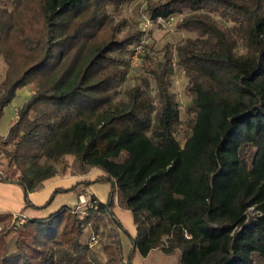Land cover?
Returning <instances> with one entry per match:
<instances>
[{
  "label": "trees",
  "instance_id": "16d2710c",
  "mask_svg": "<svg viewBox=\"0 0 264 264\" xmlns=\"http://www.w3.org/2000/svg\"><path fill=\"white\" fill-rule=\"evenodd\" d=\"M3 1L11 9L0 4V57L7 66L0 118L18 89L31 86L33 94L6 138L0 136V158L8 162L6 171L0 163V183L21 187L26 209H44L49 204L36 207L30 195L72 156L74 175L93 169L103 175L55 194H78L82 184L111 187L105 203L92 195L98 208L84 219L68 206L27 219L14 251L9 232L0 233V264H132L136 254L146 258L155 250L179 251V264H264V0L150 1L152 23L189 12L177 28L196 39H185L176 57L167 44L157 66L148 42L140 61L156 83L155 97L141 78L117 102L144 33L123 34L125 20L107 9L118 12L133 0ZM174 67L185 72L192 96L184 122L170 90ZM117 207L130 212L135 236L116 217ZM105 215L131 247L124 251L117 232L102 261L84 231L92 217ZM59 217L55 234H44L40 224ZM13 219L0 215V225Z\"/></svg>",
  "mask_w": 264,
  "mask_h": 264
},
{
  "label": "rangeland",
  "instance_id": "374dc122",
  "mask_svg": "<svg viewBox=\"0 0 264 264\" xmlns=\"http://www.w3.org/2000/svg\"><path fill=\"white\" fill-rule=\"evenodd\" d=\"M150 1L156 0H133L131 3H124L118 12H114L111 10V7L107 9V14L109 17L114 18L116 21L125 20L126 25L123 27V34L127 32L129 29L141 28L146 21L149 19L146 8ZM0 4L5 6L8 9H11L10 5L4 3L3 0H0ZM189 12H185L183 15H174V20H159L156 23H152L150 29L149 39L147 41L152 45V50L150 51V55L154 61V64L157 66L162 60L164 55V49L167 44H171L174 47V57L177 56V49L180 44L185 39H196V34L194 32H188L182 29L177 28V22L188 15ZM216 20L221 21L225 26L230 29L234 28L233 23L221 19L219 16L212 14L211 15ZM122 34V35H123ZM121 35V36H122ZM7 71V66L4 63L2 57H0V82L4 80L5 73ZM185 72L177 67L172 68L171 73V92L176 94V100L179 104L180 108V120L182 122L187 118L186 108L192 101V96L186 92V88L188 85V78H186ZM141 78H147L150 83V94L152 97H155L156 94V83L154 79L145 72L144 62L139 60V64L130 67L128 75L121 86L117 88V95L114 98L113 102H117L119 100H126L128 98V93L131 88L141 82ZM33 94V87L27 86L24 88H20L17 90L13 101L5 107L3 114L0 118V136L5 137L8 134L9 126L16 119V110L20 109L24 103H26L31 95ZM185 133L184 128L180 126L177 139L183 142V135ZM74 158L72 156H66L62 163L56 164V168L58 170V175H66L72 173L74 175L79 169L77 167H72ZM1 169L3 171L7 170V160L4 158H0ZM45 163V161H42ZM68 166L66 172H63V166ZM103 175L102 171L99 169H93L88 174L80 178L81 180H93L97 177ZM111 183L110 182H98L88 185H79L77 191H82L84 189H88L95 197L101 202L105 203L107 201L109 191H110ZM72 194V195H70ZM76 192H68L59 194L54 201H52L51 205L45 208L42 213L39 214L40 217H48L55 211L59 210L61 206L69 203L71 201L72 196H76ZM88 199L92 196L87 195ZM77 199V198H76ZM18 201V200H17ZM44 208V209H45ZM250 209V216L254 217L255 213ZM120 212V211H118ZM88 212H80L77 213L80 219H84L87 216ZM25 217L22 214H18L14 216V219L7 225L5 228L4 225H0V233L9 232V235L6 237V241L9 246L10 251H14V243L16 240V232L20 230L22 227H18L15 222H17L20 218ZM124 222V225H128L127 221L121 216ZM26 218V217H25ZM60 223V217L57 219H52L45 223L40 224V228L42 232L47 235L55 234L58 225ZM27 224V223H26ZM39 224V223H38ZM117 227L111 221L108 215L100 216V217H92L90 225L84 231V241L87 242L91 235L98 234L99 242L93 247V250L98 255L99 259L105 261V254L103 252V248L106 244L112 241L117 231ZM119 233V232H118ZM121 234V235H119ZM118 235L121 237L122 244L124 246V251L128 252V249L131 247L129 237L125 235V233H119ZM125 252V253H126ZM179 251H176L172 255H165L160 250L152 251L148 257L144 258L139 254H136L132 260V264H179Z\"/></svg>",
  "mask_w": 264,
  "mask_h": 264
},
{
  "label": "crops",
  "instance_id": "0c3cea01",
  "mask_svg": "<svg viewBox=\"0 0 264 264\" xmlns=\"http://www.w3.org/2000/svg\"><path fill=\"white\" fill-rule=\"evenodd\" d=\"M82 177L83 176L73 175L72 173L62 176L57 174L55 177L43 182L41 188L30 195V201L36 207H43L49 204L47 205L48 208V206L51 205L52 201H54L56 197L59 194H61V193L55 194L57 190L72 188L78 182L82 181L80 179ZM83 180H87V179H83ZM78 194H76L77 197L73 195L71 201H69V203L67 204H64L63 206L73 207L78 202V198L83 194L91 195V196L93 195L95 197V195L92 194V192H90L88 189H84L81 192L78 191ZM47 208L41 210H34L30 208L26 209L24 202V193L21 187L15 184L0 183V215L11 214L13 216H16L18 214H22L27 219H40V218H46V217H40L39 214L42 213ZM114 213L116 217L120 220V222H122L124 228L132 236H135L136 229L133 224V218L130 212L123 211L122 209L117 207L114 209ZM121 215L124 218V220L127 221L128 225H124V222L122 221L123 219L119 217Z\"/></svg>",
  "mask_w": 264,
  "mask_h": 264
},
{
  "label": "built area",
  "instance_id": "2783aa9c",
  "mask_svg": "<svg viewBox=\"0 0 264 264\" xmlns=\"http://www.w3.org/2000/svg\"><path fill=\"white\" fill-rule=\"evenodd\" d=\"M169 20H174V18L172 17ZM151 26L152 22L150 21V19H146L143 26L141 27V30L143 31L144 35L141 41L134 47V53L131 56V66L139 64L140 55L144 52V48L148 41V34L150 32ZM87 197L88 196L86 194H83L78 198V202L73 206L76 213L87 212L89 208H91L92 210H96L98 208L97 201L93 200L92 198L88 199ZM15 223L18 227H22L27 223V218L22 217ZM98 242L99 236L97 234L91 235L89 240V246L93 248Z\"/></svg>",
  "mask_w": 264,
  "mask_h": 264
}]
</instances>
